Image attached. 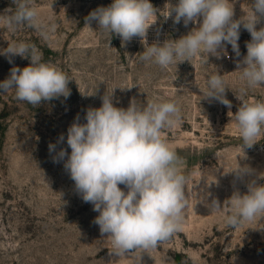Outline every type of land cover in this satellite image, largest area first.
I'll return each mask as SVG.
<instances>
[{
  "label": "rangeland",
  "instance_id": "1",
  "mask_svg": "<svg viewBox=\"0 0 264 264\" xmlns=\"http://www.w3.org/2000/svg\"><path fill=\"white\" fill-rule=\"evenodd\" d=\"M113 0H32L45 22L54 23L49 40L30 27L10 31L0 18V49L26 42L39 50L42 61L62 70L70 80V96L33 106L15 98L14 90L0 94V264H264V215L237 226H228L224 217L230 211L227 200L233 191L247 192L246 184L228 173L241 166L255 170L264 184V137L252 148L243 147L229 109L219 102L203 99L207 80L218 71L228 89L233 114L241 101L243 86L237 60L247 54L251 40L241 26L236 57L231 46L207 63L195 57L177 61L167 68L143 62L140 55L155 42L179 39L193 27L174 24L167 18L170 4L177 0H150L158 9L147 32V42L134 37L121 38L99 29L88 14ZM233 2L234 19H246L252 0ZM12 8V0H0V15ZM261 25H258L259 28ZM207 60V57H205ZM30 61L20 56L13 63L0 55V81L11 69ZM104 94L113 97L116 107L127 108L132 100L174 101L182 119L162 135L182 159L187 177V205L183 221L174 235L154 249L135 250L123 256L110 253V239L101 236L94 223L99 214L75 192L74 182L63 162L53 163L49 143L61 134L59 148L71 151L66 143L67 129L79 115L80 122L89 107L99 108ZM247 100L264 101V87L249 89ZM124 188L123 185H120ZM126 190V189H125ZM217 199L222 211H211Z\"/></svg>",
  "mask_w": 264,
  "mask_h": 264
},
{
  "label": "clouds",
  "instance_id": "2",
  "mask_svg": "<svg viewBox=\"0 0 264 264\" xmlns=\"http://www.w3.org/2000/svg\"><path fill=\"white\" fill-rule=\"evenodd\" d=\"M12 4L14 10L5 9L0 15L10 31L30 27L44 40L50 39L56 26L41 18L32 0H12ZM158 11L150 0H113L108 6L91 11L85 25L95 21L99 29L118 36L122 43L134 37L147 42L148 29ZM169 17L174 24L183 22L187 27L191 23L196 27L179 39L148 45L140 55L141 61L161 68L195 57L207 63L210 55L219 57L226 52L227 45L240 57L241 26L250 34L247 54L236 62L243 86L240 96L236 95L241 104L235 114L226 98L228 87L218 71L208 78L207 88L201 93L203 99L229 109L228 115L235 122L244 149L252 148L259 137H264V101L241 97L249 89L264 87V0H252L246 19H234L230 0H177L176 4H170L166 19ZM0 55L10 64L15 56L30 61L22 69L14 66L10 75L0 81V94L14 90L17 100L33 106L70 96L68 85L72 80L55 65L42 61L35 45L12 43L0 49ZM101 100L99 108L86 110V122L81 123L77 115L67 129L70 153L63 147L57 151V144L65 140L63 134L56 143H49L48 148L55 153L53 163L63 162L75 192L99 213L94 223L99 226L101 236L106 234L110 239V253L120 257L135 250L156 248L182 225L187 177L182 171V159L162 135L182 116L179 106L171 100L137 104L134 99L127 108L116 107L112 94H104ZM228 173L245 183L247 192L241 194L236 189L227 200L230 211L224 217L226 225L237 226L264 215V184L258 183L255 170L240 165ZM224 204L213 198L208 205L211 211L220 212Z\"/></svg>",
  "mask_w": 264,
  "mask_h": 264
}]
</instances>
